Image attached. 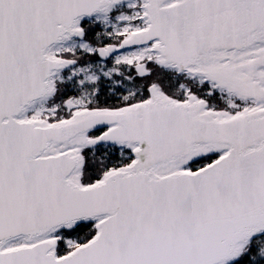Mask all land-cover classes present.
Returning a JSON list of instances; mask_svg holds the SVG:
<instances>
[{
	"label": "snow or ice",
	"instance_id": "6c2138e0",
	"mask_svg": "<svg viewBox=\"0 0 264 264\" xmlns=\"http://www.w3.org/2000/svg\"><path fill=\"white\" fill-rule=\"evenodd\" d=\"M0 264H264V0H0Z\"/></svg>",
	"mask_w": 264,
	"mask_h": 264
}]
</instances>
